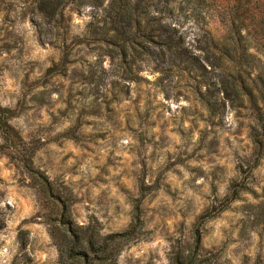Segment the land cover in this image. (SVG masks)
<instances>
[{
    "label": "rangeland",
    "instance_id": "374dc122",
    "mask_svg": "<svg viewBox=\"0 0 264 264\" xmlns=\"http://www.w3.org/2000/svg\"><path fill=\"white\" fill-rule=\"evenodd\" d=\"M160 1L200 69L124 61L91 35L103 10L69 8L47 25L36 0H0V104L23 140L15 152L0 137V264H60L70 205L72 224L103 237L138 214L114 264L189 252L202 264H264V100L231 88L238 79L256 93L264 72H218L215 26Z\"/></svg>",
    "mask_w": 264,
    "mask_h": 264
},
{
    "label": "trees",
    "instance_id": "16d2710c",
    "mask_svg": "<svg viewBox=\"0 0 264 264\" xmlns=\"http://www.w3.org/2000/svg\"><path fill=\"white\" fill-rule=\"evenodd\" d=\"M167 9L176 10V4L195 15L196 21L215 27L210 30L214 49L220 54L211 66L218 72H264V0H165ZM160 0H36V12L44 24L61 25L69 8L84 7L103 10L102 16L89 24L92 36L113 44L124 61L128 57L157 63L170 62L185 69H200V63L183 48V38L169 18L160 16ZM148 46V48H147ZM227 73V74H228ZM231 88L250 100H264V89L252 92L248 82L234 80ZM258 96V97H257ZM15 113L0 104V137L7 149H22V137L12 125ZM23 163L31 169L27 161ZM41 191L50 199L62 202L65 196L44 176H35ZM146 188L142 186L141 192ZM67 200V199H65ZM65 204V201L64 203ZM71 206V205H70ZM63 213L62 224L66 235L58 244L60 264H114L116 251L136 237V225L124 234L101 236L91 227L75 226ZM138 210V209H137ZM88 255L94 258L89 262ZM174 264H202L197 254L177 255Z\"/></svg>",
    "mask_w": 264,
    "mask_h": 264
}]
</instances>
